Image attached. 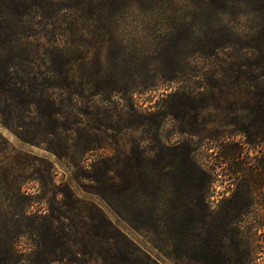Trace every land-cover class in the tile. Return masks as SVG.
<instances>
[{
	"label": "trees",
	"instance_id": "1",
	"mask_svg": "<svg viewBox=\"0 0 264 264\" xmlns=\"http://www.w3.org/2000/svg\"><path fill=\"white\" fill-rule=\"evenodd\" d=\"M70 1L0 0L1 124L24 143L46 146L73 178L88 181L91 193L124 224L149 238L161 256L186 264H264V152L244 154L245 145L264 143V0H188L190 12L177 19L178 26L166 33L160 48L165 70L177 64L178 73H184L192 59L214 61L221 53L247 58L236 77L245 102L233 114L246 121H234L237 130L225 140L214 139L217 152L211 148L214 155H209L225 164L226 176L237 182L217 210L211 206L217 174L200 163L196 151L185 143L170 144L157 132L151 138L153 148L140 138L133 140L134 146L123 157L96 155L110 144L100 140L99 128L73 121L56 92L64 91L75 67L61 30L65 14L75 5ZM35 43L43 51L39 57L32 55ZM173 97L182 106L191 100L185 91ZM109 102L103 98V103ZM132 110L143 123L145 115ZM236 133L247 136L245 144L231 140ZM40 161L47 164L48 176L37 172L34 179L49 183L55 177V163L48 158ZM11 186L4 188V197L12 198V190L24 198L22 182ZM59 193L63 206L85 214L82 218L94 229L98 251L76 250L65 233L70 217H52L49 227L42 222L51 216L22 206L16 216L23 223L14 237H0V264L19 263L18 240L28 230L50 228L62 241L60 248L43 244L36 250L33 245L30 264H72L80 255H102L104 240L110 243L109 264H162L112 223L98 204L76 196L69 183Z\"/></svg>",
	"mask_w": 264,
	"mask_h": 264
},
{
	"label": "rangeland",
	"instance_id": "2",
	"mask_svg": "<svg viewBox=\"0 0 264 264\" xmlns=\"http://www.w3.org/2000/svg\"><path fill=\"white\" fill-rule=\"evenodd\" d=\"M70 2L75 5L65 14L61 30L69 49L68 55L75 59V67L73 77L65 80L64 91L56 92L63 98L64 107L70 112L73 121L99 128L100 140L110 144L108 150H100L96 155L122 156L130 152L134 146L133 140L140 138L146 140L147 148H153L155 142L151 138L157 132L161 139L170 144L185 143L196 151V158L200 163L217 174L211 206L214 210L219 209L221 202L231 196L237 182L234 176H226L228 173L225 172V164L221 165L219 159H212L209 155H214L211 148L217 152L218 144L213 142L214 139L225 140L230 132L237 130L233 125L234 121H246L233 114L245 102L236 77L237 71L242 68L241 62L247 58H231L228 56L230 54L221 53L214 61L192 59L185 65L184 73H178L181 67L176 68L177 64L165 70L164 64L159 61L160 48L164 46L162 42L166 33L174 25L178 26L177 19L184 18L185 13L190 12L188 0ZM189 20H186L187 23H190ZM239 21L243 23L242 20ZM32 50V55L36 57L43 55V51L38 49V43L32 44ZM213 75H216L215 78ZM171 77L175 80L172 81ZM208 80L213 86L209 85ZM183 91L191 95L187 106L178 104L173 97ZM103 98H109L110 102L103 103ZM132 107L145 115L143 123H139L137 115H132ZM246 137L236 133L230 138L245 144ZM244 149L245 156L251 157L259 151L264 152V143L258 146L245 145ZM46 158L55 163V177L53 180L49 179V183L38 182L34 179L39 176L37 172L48 176L47 164L40 161ZM61 163L63 162L58 161L57 156L48 151L46 146L24 143L0 122L2 239L11 240L14 237L18 225L23 223L16 212L25 206L31 213L51 216L42 222L49 227L53 224L52 217H70V228L65 233L76 250L98 251L94 229L85 224H90L86 218L87 221L82 218L85 214L80 210H70L62 204L64 197L59 192L63 189V184L69 183L76 196L98 204L112 223L162 264H186L161 256L150 244L149 238L129 228L114 211L91 193V189L86 187L89 185L88 181L73 178L71 171ZM19 182L23 183L24 198L20 199L12 190L9 192L12 198L2 195L4 188L9 185L15 187ZM51 207H54V211L50 210ZM51 229H45L43 235V232L31 229L18 240L17 249L21 251L18 264H30L33 245L36 250L43 247V244L49 248L52 244L55 248H60L62 241L57 234H52ZM103 243L102 255L96 252L83 258L80 255L76 261L86 258L87 264H109L110 243L108 240Z\"/></svg>",
	"mask_w": 264,
	"mask_h": 264
}]
</instances>
